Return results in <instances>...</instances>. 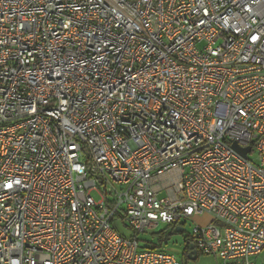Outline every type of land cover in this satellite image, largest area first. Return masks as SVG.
I'll use <instances>...</instances> for the list:
<instances>
[{
    "label": "built area",
    "instance_id": "obj_1",
    "mask_svg": "<svg viewBox=\"0 0 264 264\" xmlns=\"http://www.w3.org/2000/svg\"><path fill=\"white\" fill-rule=\"evenodd\" d=\"M197 211L256 264L264 0H0V264H182L139 235Z\"/></svg>",
    "mask_w": 264,
    "mask_h": 264
},
{
    "label": "rangeland",
    "instance_id": "obj_2",
    "mask_svg": "<svg viewBox=\"0 0 264 264\" xmlns=\"http://www.w3.org/2000/svg\"><path fill=\"white\" fill-rule=\"evenodd\" d=\"M92 196L95 201H100L102 199L98 191H94ZM212 219L213 217L211 214L197 211L193 219L183 222L182 227L185 228V230H182V232H177L174 227L161 223L139 235L140 245L141 247L158 246L165 251L174 253L182 264H218L217 258L211 254H200L196 259L186 258L183 254L186 236L192 232L193 228L198 223L206 225L210 223ZM112 224L119 233L125 236L133 234V230L128 227L127 222L120 217L114 218ZM259 261H263L264 263V253L259 257Z\"/></svg>",
    "mask_w": 264,
    "mask_h": 264
},
{
    "label": "water",
    "instance_id": "obj_3",
    "mask_svg": "<svg viewBox=\"0 0 264 264\" xmlns=\"http://www.w3.org/2000/svg\"><path fill=\"white\" fill-rule=\"evenodd\" d=\"M234 146H235V148H236L237 150H239L244 156H246L247 152L250 150V147H247V148L242 149V148H239L236 144H235ZM176 230H177V231H179V230H185V228H183V227H178ZM196 256H197V249L195 248V244L192 243V244L190 245V252H189V254H188V257H189V259H195Z\"/></svg>",
    "mask_w": 264,
    "mask_h": 264
},
{
    "label": "trees",
    "instance_id": "obj_4",
    "mask_svg": "<svg viewBox=\"0 0 264 264\" xmlns=\"http://www.w3.org/2000/svg\"><path fill=\"white\" fill-rule=\"evenodd\" d=\"M172 227H173V226H172ZM174 228L177 229L176 226H175ZM177 232H182V230H179V231H177ZM193 242H194V241H193V239L190 237V235L186 236V238H185V247H184V251H183V254H184V256H185L186 258H189V257H188V254H189V252H190V245H191ZM154 247H156V248H160V247H158V246H154ZM197 253H198L197 255L202 254V253H200V252H197Z\"/></svg>",
    "mask_w": 264,
    "mask_h": 264
},
{
    "label": "crops",
    "instance_id": "obj_5",
    "mask_svg": "<svg viewBox=\"0 0 264 264\" xmlns=\"http://www.w3.org/2000/svg\"><path fill=\"white\" fill-rule=\"evenodd\" d=\"M263 253H264V250H263L261 253H259V254H257V255H254V256L252 257V259L255 261L256 264H264L263 261H261V262L259 261V257H260ZM197 254H198V253H197ZM198 256H199V255H197L196 258H198ZM196 258H195V259H196Z\"/></svg>",
    "mask_w": 264,
    "mask_h": 264
}]
</instances>
